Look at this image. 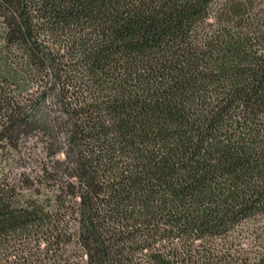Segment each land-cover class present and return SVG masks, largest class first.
I'll use <instances>...</instances> for the list:
<instances>
[{"label": "trees", "instance_id": "16d2710c", "mask_svg": "<svg viewBox=\"0 0 264 264\" xmlns=\"http://www.w3.org/2000/svg\"><path fill=\"white\" fill-rule=\"evenodd\" d=\"M0 24V150L55 140L0 178V264H235L264 218V0H0Z\"/></svg>", "mask_w": 264, "mask_h": 264}, {"label": "rangeland", "instance_id": "374dc122", "mask_svg": "<svg viewBox=\"0 0 264 264\" xmlns=\"http://www.w3.org/2000/svg\"><path fill=\"white\" fill-rule=\"evenodd\" d=\"M28 89H34V86H29ZM29 90L26 91L29 92ZM26 91L21 94L25 95ZM51 115L55 114L51 112ZM62 139L63 136H60L59 141ZM46 141V135L36 131L32 135L21 136L18 150H10L8 146L0 150V178L11 183L19 179L22 181L27 177L40 179L43 175L42 165L51 163L53 159L50 156V144L53 145L55 140ZM58 157L63 158V154H59ZM22 184H24L23 181ZM226 243L231 249L228 256L234 259L235 264H255L256 259L264 252V218L257 217L242 222L230 232ZM69 250L70 261L73 264L79 263L80 251L74 249L73 245L69 247Z\"/></svg>", "mask_w": 264, "mask_h": 264}]
</instances>
